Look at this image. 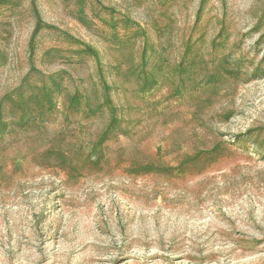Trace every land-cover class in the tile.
I'll list each match as a JSON object with an SVG mask.
<instances>
[{
  "label": "rangeland",
  "instance_id": "1",
  "mask_svg": "<svg viewBox=\"0 0 264 264\" xmlns=\"http://www.w3.org/2000/svg\"><path fill=\"white\" fill-rule=\"evenodd\" d=\"M0 264H264V0H0Z\"/></svg>",
  "mask_w": 264,
  "mask_h": 264
}]
</instances>
